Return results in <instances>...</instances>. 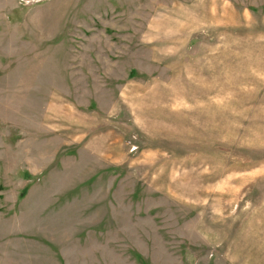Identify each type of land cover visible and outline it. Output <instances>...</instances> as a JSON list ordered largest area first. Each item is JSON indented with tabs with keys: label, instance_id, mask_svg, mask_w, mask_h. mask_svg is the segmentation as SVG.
<instances>
[{
	"label": "rangeland",
	"instance_id": "obj_1",
	"mask_svg": "<svg viewBox=\"0 0 264 264\" xmlns=\"http://www.w3.org/2000/svg\"><path fill=\"white\" fill-rule=\"evenodd\" d=\"M0 264H264V0H0Z\"/></svg>",
	"mask_w": 264,
	"mask_h": 264
}]
</instances>
